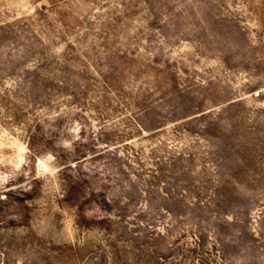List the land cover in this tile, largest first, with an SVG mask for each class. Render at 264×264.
Listing matches in <instances>:
<instances>
[{
    "label": "rangeland",
    "instance_id": "obj_1",
    "mask_svg": "<svg viewBox=\"0 0 264 264\" xmlns=\"http://www.w3.org/2000/svg\"><path fill=\"white\" fill-rule=\"evenodd\" d=\"M0 264H264V0H0Z\"/></svg>",
    "mask_w": 264,
    "mask_h": 264
}]
</instances>
